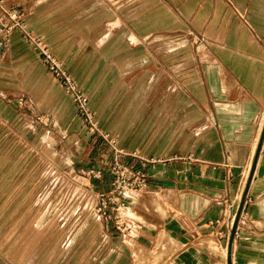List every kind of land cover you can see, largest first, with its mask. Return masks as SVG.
Returning a JSON list of instances; mask_svg holds the SVG:
<instances>
[{
	"label": "crops",
	"instance_id": "obj_1",
	"mask_svg": "<svg viewBox=\"0 0 264 264\" xmlns=\"http://www.w3.org/2000/svg\"><path fill=\"white\" fill-rule=\"evenodd\" d=\"M3 1L84 91L99 132L163 162L148 168L152 211H134L138 193L129 200L140 230L124 241L105 221L104 241L68 264H134L129 246L140 261L158 244L174 252L164 264H264V0ZM24 118L68 143L75 172L106 151L14 32L0 50V130L9 136ZM249 167L244 220L228 241Z\"/></svg>",
	"mask_w": 264,
	"mask_h": 264
},
{
	"label": "rangeland",
	"instance_id": "obj_2",
	"mask_svg": "<svg viewBox=\"0 0 264 264\" xmlns=\"http://www.w3.org/2000/svg\"><path fill=\"white\" fill-rule=\"evenodd\" d=\"M26 119L28 121L22 122V127L17 132L11 131L9 136L0 130V260L6 264H68L69 259L82 258L87 244L104 241L105 229L101 227H106L107 222L98 220L90 212L89 205L93 201L92 192L109 190V178L107 184L105 179L91 182L94 190L90 191L82 171L75 172L68 167L74 160L68 143L44 130L45 125ZM48 134L54 140L44 137ZM247 172L242 191L237 199H232L236 202V207L232 208L234 212L230 209L227 212L230 226L224 236L228 241L237 238V226L244 220L247 183L252 167ZM138 194L142 203L132 210L136 213L152 211L150 202L145 200L151 199V196L143 191ZM132 214L134 219H131L129 232L139 231L142 222L136 219V214ZM138 234L141 237L140 232ZM127 239L126 236L124 241ZM129 247L134 264H147V261L164 264L174 253L158 244L155 250L157 257L153 252L143 250L139 261L138 256H134L138 252L136 245ZM225 253L228 259V246Z\"/></svg>",
	"mask_w": 264,
	"mask_h": 264
},
{
	"label": "built area",
	"instance_id": "obj_3",
	"mask_svg": "<svg viewBox=\"0 0 264 264\" xmlns=\"http://www.w3.org/2000/svg\"><path fill=\"white\" fill-rule=\"evenodd\" d=\"M18 32L23 40L35 48L42 56L48 72L59 83L63 91L70 96L76 114L83 126L94 137L100 138L107 145L106 151L100 154L97 166L82 171V176L88 181L87 188L92 190L91 182L109 178V190H97L93 193V201L89 205L90 212L98 219L111 222L114 230L122 235L130 231L131 221L129 200L133 193L144 191L150 184L149 167L163 163L159 159H144L136 152L128 154L118 147L117 141L108 133L98 130V122L89 109L88 97L63 69L42 43L41 38L34 36L25 29V23L16 9H6L4 1L0 0V50L6 48L12 33ZM18 108L31 107L28 99H19ZM83 187V184H79ZM94 203V204H93ZM241 213V218L242 217Z\"/></svg>",
	"mask_w": 264,
	"mask_h": 264
},
{
	"label": "bare ground",
	"instance_id": "obj_4",
	"mask_svg": "<svg viewBox=\"0 0 264 264\" xmlns=\"http://www.w3.org/2000/svg\"><path fill=\"white\" fill-rule=\"evenodd\" d=\"M134 194H136V193H133L132 195H131V197H133L134 196ZM234 212V211H233ZM127 216H128V218L130 219V221H132L131 219V214L128 212V214H127Z\"/></svg>",
	"mask_w": 264,
	"mask_h": 264
},
{
	"label": "water",
	"instance_id": "obj_5",
	"mask_svg": "<svg viewBox=\"0 0 264 264\" xmlns=\"http://www.w3.org/2000/svg\"><path fill=\"white\" fill-rule=\"evenodd\" d=\"M229 249V248H228Z\"/></svg>",
	"mask_w": 264,
	"mask_h": 264
}]
</instances>
